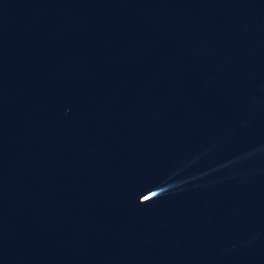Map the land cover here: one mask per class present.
I'll return each instance as SVG.
<instances>
[{
    "label": "water",
    "instance_id": "obj_1",
    "mask_svg": "<svg viewBox=\"0 0 264 264\" xmlns=\"http://www.w3.org/2000/svg\"><path fill=\"white\" fill-rule=\"evenodd\" d=\"M0 264H264V0H0Z\"/></svg>",
    "mask_w": 264,
    "mask_h": 264
}]
</instances>
